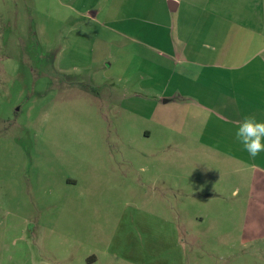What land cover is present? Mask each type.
<instances>
[{
	"label": "rangeland",
	"instance_id": "obj_1",
	"mask_svg": "<svg viewBox=\"0 0 264 264\" xmlns=\"http://www.w3.org/2000/svg\"><path fill=\"white\" fill-rule=\"evenodd\" d=\"M109 2L0 0V264H131L148 211L161 264H264L248 192L211 190L219 168L189 191L148 186L174 159L149 110L122 106L110 52L126 39L107 28L138 13L99 11Z\"/></svg>",
	"mask_w": 264,
	"mask_h": 264
},
{
	"label": "crops",
	"instance_id": "obj_2",
	"mask_svg": "<svg viewBox=\"0 0 264 264\" xmlns=\"http://www.w3.org/2000/svg\"><path fill=\"white\" fill-rule=\"evenodd\" d=\"M135 1L110 0L99 11L138 13L135 23L107 30L126 39L110 52L116 78L131 89L122 106L149 110L148 124L161 128V156L174 159L148 186L189 191L198 169L207 182V168H219L222 180L211 190L248 192L245 207L263 239L264 152L250 158L235 130L245 116L264 121V0H161L158 10ZM221 202L244 207L242 199ZM143 216L136 230L142 245L126 256L131 264H161V215Z\"/></svg>",
	"mask_w": 264,
	"mask_h": 264
},
{
	"label": "clouds",
	"instance_id": "obj_3",
	"mask_svg": "<svg viewBox=\"0 0 264 264\" xmlns=\"http://www.w3.org/2000/svg\"><path fill=\"white\" fill-rule=\"evenodd\" d=\"M235 139L250 158L255 159L264 152V121L255 116H245L237 125Z\"/></svg>",
	"mask_w": 264,
	"mask_h": 264
}]
</instances>
